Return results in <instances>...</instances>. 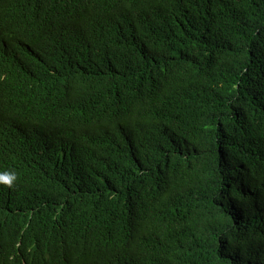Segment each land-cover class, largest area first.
<instances>
[{"label":"trees","instance_id":"1","mask_svg":"<svg viewBox=\"0 0 264 264\" xmlns=\"http://www.w3.org/2000/svg\"><path fill=\"white\" fill-rule=\"evenodd\" d=\"M1 11L20 35L0 51V157L4 125L24 99L41 101L18 84L23 65L91 38L108 51L106 85L79 83L92 102L78 114L100 132L141 121L142 150L122 164L137 159L144 180L162 167L181 176L163 233L134 240L117 225L134 211L122 198L101 200L90 226L45 196L66 166L53 162L33 196L29 182L16 188L19 213L0 212L1 247L32 264H264V0H22ZM82 242L104 251L81 252Z\"/></svg>","mask_w":264,"mask_h":264},{"label":"clouds","instance_id":"2","mask_svg":"<svg viewBox=\"0 0 264 264\" xmlns=\"http://www.w3.org/2000/svg\"><path fill=\"white\" fill-rule=\"evenodd\" d=\"M16 1L22 0H0V51L17 42L20 35L17 21L1 11L6 3ZM81 43L55 51L50 59L43 60L42 66L36 61L23 65L21 72L27 79H19L18 84L27 93L40 95L41 101L24 99L27 108L3 127L6 151L0 157V212L19 213L16 188L29 182L33 196V191L42 188L39 181L42 173L53 162L65 160L58 189L43 187L45 196L61 209L71 206L73 217L90 226H94L102 212L101 200L118 205V199L122 198L119 206L127 208L132 203L134 211L127 210L118 227L128 231L134 240L142 236L157 238L163 233L158 228V219L167 216L170 197L181 176L162 167L151 179L144 180L141 176L149 170H140L137 159L136 168L122 164V153L133 156L142 150L141 121L102 125L103 132L96 125L87 127L86 116L77 111L84 110L92 98L80 90L79 83L84 80L91 87H105L102 66L108 60V51L91 38ZM0 73L6 78L3 69ZM118 102L115 100L113 113L120 108ZM214 174L217 175L216 170ZM206 181L210 185L208 172ZM3 233L0 229V235ZM20 246L19 242L17 250ZM78 248L93 254L104 251L95 243L82 242ZM17 255L12 246H0V264L16 260L19 264H32Z\"/></svg>","mask_w":264,"mask_h":264},{"label":"rangeland","instance_id":"3","mask_svg":"<svg viewBox=\"0 0 264 264\" xmlns=\"http://www.w3.org/2000/svg\"><path fill=\"white\" fill-rule=\"evenodd\" d=\"M212 164L209 165V169L211 168ZM209 169H208V179H209V183L210 185L214 183V180H213V174H211V172H209ZM213 175V176H211Z\"/></svg>","mask_w":264,"mask_h":264}]
</instances>
